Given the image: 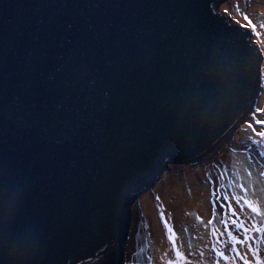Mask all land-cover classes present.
I'll list each match as a JSON object with an SVG mask.
<instances>
[{
	"label": "water",
	"instance_id": "water-1",
	"mask_svg": "<svg viewBox=\"0 0 264 264\" xmlns=\"http://www.w3.org/2000/svg\"><path fill=\"white\" fill-rule=\"evenodd\" d=\"M220 1L0 0V264H123L133 200L249 115Z\"/></svg>",
	"mask_w": 264,
	"mask_h": 264
},
{
	"label": "rangeland",
	"instance_id": "rangeland-1",
	"mask_svg": "<svg viewBox=\"0 0 264 264\" xmlns=\"http://www.w3.org/2000/svg\"><path fill=\"white\" fill-rule=\"evenodd\" d=\"M217 8L251 29L244 19L247 15L257 25V29H251L252 38L264 55V28L259 27L264 24V0H221ZM260 69V91L254 106L215 154L181 166L169 163V170L161 174L159 181L133 200L123 264H164L161 257L165 251L169 253L165 259L174 258L161 213L177 233L178 244L186 247L189 240L202 248L205 243L210 244L209 231L197 217L204 221L212 217L210 192L220 186L238 198L237 202L258 201L264 206V123L260 124L264 122V59ZM209 175L213 177L212 184L205 179ZM240 207L243 209V205ZM217 213L221 218L219 205ZM201 236L203 240L198 238ZM260 248L264 259V243ZM204 251V264H215L214 254L207 248ZM220 264L225 262L221 260ZM236 264L242 261L237 260Z\"/></svg>",
	"mask_w": 264,
	"mask_h": 264
},
{
	"label": "snow or ice",
	"instance_id": "snow-or-ice-1",
	"mask_svg": "<svg viewBox=\"0 0 264 264\" xmlns=\"http://www.w3.org/2000/svg\"><path fill=\"white\" fill-rule=\"evenodd\" d=\"M244 19L251 29H257V25L247 15ZM259 27L264 28V24H260ZM205 179L208 184L213 183L211 175ZM237 201L238 198L226 192L221 186L210 192L212 217L206 221L197 217V220H200L201 224L208 229L211 237L210 244L205 243L203 248L194 246L191 240L188 241L186 247L183 243L178 244L177 233L161 213V219L168 233L167 238L171 243V252L174 254V258L165 259L169 255L165 251L161 257L164 264H204L207 259L204 248L214 254L215 264H220L221 260L225 264H236L237 260L242 261V264H264V259L260 256V246L264 243V206H261L258 201ZM217 205H219L221 218H218ZM240 205H243V209ZM184 231L188 230L184 229ZM196 238L193 237V239ZM198 238L204 239L202 236ZM140 251L143 252L144 249ZM148 259L151 260L152 257Z\"/></svg>",
	"mask_w": 264,
	"mask_h": 264
}]
</instances>
